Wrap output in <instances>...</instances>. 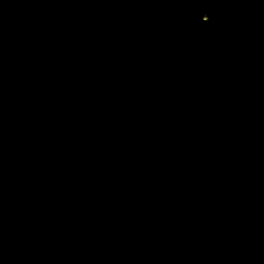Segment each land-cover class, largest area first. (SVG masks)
<instances>
[{"label":"water","instance_id":"water-1","mask_svg":"<svg viewBox=\"0 0 264 264\" xmlns=\"http://www.w3.org/2000/svg\"><path fill=\"white\" fill-rule=\"evenodd\" d=\"M0 264H264V0H0Z\"/></svg>","mask_w":264,"mask_h":264},{"label":"snow or ice","instance_id":"snow-or-ice-1","mask_svg":"<svg viewBox=\"0 0 264 264\" xmlns=\"http://www.w3.org/2000/svg\"><path fill=\"white\" fill-rule=\"evenodd\" d=\"M210 20H211V18H210Z\"/></svg>","mask_w":264,"mask_h":264}]
</instances>
